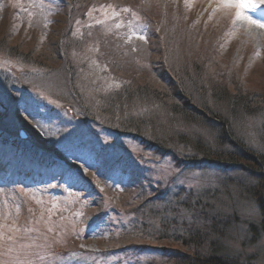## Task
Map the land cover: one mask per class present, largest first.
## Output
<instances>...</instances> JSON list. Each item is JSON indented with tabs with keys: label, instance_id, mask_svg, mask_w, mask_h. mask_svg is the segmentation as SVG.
<instances>
[{
	"label": "rangeland",
	"instance_id": "1",
	"mask_svg": "<svg viewBox=\"0 0 264 264\" xmlns=\"http://www.w3.org/2000/svg\"><path fill=\"white\" fill-rule=\"evenodd\" d=\"M231 2L258 7H225L222 0H0V264H143L147 256L116 240L129 216L126 207L113 212L114 203L136 205L140 198L131 195L146 181L130 186L132 163L152 180L173 178L170 192L218 190L223 196L210 203L229 220L222 249L240 262L264 264V236L252 244L245 239L246 223L259 218L248 192L254 180L241 166L223 172L202 159L194 169L180 168L192 159L194 137L212 135L197 118L169 108L177 100L175 72L187 67L207 106L222 116L229 107L211 93L225 88L264 98V28L236 16L264 23V0ZM111 34L116 43L102 41ZM136 82L152 84L164 100L132 97ZM125 92L131 98L121 104L112 98ZM258 123L244 118L232 130L264 152ZM156 139L171 157L143 146ZM132 243L189 253L173 240Z\"/></svg>",
	"mask_w": 264,
	"mask_h": 264
},
{
	"label": "trees",
	"instance_id": "2",
	"mask_svg": "<svg viewBox=\"0 0 264 264\" xmlns=\"http://www.w3.org/2000/svg\"><path fill=\"white\" fill-rule=\"evenodd\" d=\"M113 38V34H111L104 39L100 38V40H110L109 42L113 41L116 43L117 40ZM61 39L62 38H59L60 42ZM56 44L59 43L57 42ZM112 47L116 48L114 45ZM192 64L195 65L194 63ZM185 69L186 70L184 72L181 71V73L175 72L176 78L178 79V81L175 79L177 85L175 84L173 86V92L170 91L172 98L177 100L170 103L169 108L174 114L193 116L194 121H196L195 119L197 118V122L207 127L211 131L212 136H210V138L206 137V139H204L205 137H194L192 144L193 148L191 150L193 152L192 159H189V162L184 166L180 164V168H185V170L194 169L196 168L194 163L197 162L198 159H202L206 164L215 165L214 167L217 170L223 172L237 170L236 166L247 169L244 170V172L249 173L251 179L254 180V183L248 186V192L250 193L249 197L254 198L253 201L257 206L259 216L255 221L253 220L246 223L247 236L245 239L249 244H252L261 236H264V152L245 145L243 140H239L242 139V137H237L233 132L232 126L234 123L235 128H237L238 121L244 118L253 116L258 117L260 142L264 146V98L258 97L253 99V95L237 92L236 90L229 92V90L227 89V91L225 88L220 90L216 95L211 93L218 102L229 107V112H227L228 116H222L218 114L217 111L207 106L206 100L203 98L206 96V93L201 92L200 86L199 84L197 86L196 80H191L189 77L191 70L188 67ZM167 70L170 72L169 69ZM193 70L197 73L201 71V69L196 68ZM146 83H134V90L131 93L133 95L131 96L135 97L144 94H152L154 99L157 98L158 101H163L165 95L156 94V90L150 86L152 84ZM183 84L189 91L182 92ZM177 88L180 89L182 93L177 92ZM126 95L127 93L122 95L115 93L112 98L121 104L125 102V100H128V98H131L130 95L128 98ZM185 99L186 101H182ZM197 106L205 111H202V113ZM210 120L213 121L214 124ZM228 120H230V122ZM126 122H129L130 126H134L135 130L139 127L137 123H134V119H130ZM228 125H231V129ZM125 128H127V125H125ZM125 128H122V130H125ZM135 130L133 131L139 132ZM135 137L138 139L142 138V136H138L137 134ZM159 145H164V143L157 139L153 141L150 140L143 144V146L148 147V150L161 157L166 155L171 157V152L166 150L169 149V147L160 148ZM175 157L180 160L182 159V156L179 155H175ZM236 159L241 161H236ZM253 164L258 165L259 169H254ZM260 170H262V172H260ZM126 171L129 175V179H131L129 181L130 186L138 184L139 181L145 179L146 181L131 195L140 198L136 205L132 201L121 203V200L119 203H114V206L117 208L114 207L113 212H115L116 209L119 210L126 207L125 210L129 216L128 220L120 225L119 229L121 230V235L116 240L118 245H122L121 247L124 246V248L133 251L137 250L138 256H147L144 258L143 264H157L156 259H158V264H250L248 262H240L225 249H222L220 239L224 236V230L227 229L229 220L225 217L222 218L220 212L214 211L213 204L210 203L211 198L214 199L223 196L219 194L218 190H212L206 187L195 192L190 189H184L181 186H176L170 192L168 187L174 182L173 178L169 179L170 181L166 183L152 180L151 176L146 175L147 171L144 167L140 168L133 163L130 164ZM144 185L149 186L148 194L143 193L147 191L144 189ZM235 186L240 188L237 184H235ZM244 194L247 195L246 190ZM99 205L102 206V202L100 204H95L97 208ZM134 240L147 242L173 240L184 247L187 246L185 248L189 253L169 246H152L147 244L133 245L132 242ZM189 246L195 247V249H188Z\"/></svg>",
	"mask_w": 264,
	"mask_h": 264
},
{
	"label": "snow or ice",
	"instance_id": "3",
	"mask_svg": "<svg viewBox=\"0 0 264 264\" xmlns=\"http://www.w3.org/2000/svg\"><path fill=\"white\" fill-rule=\"evenodd\" d=\"M223 6L225 7H235L237 9H245V8H251V9H255L256 7H258V5L256 4H242V3H232L231 0H222ZM125 11H127V9H125ZM237 18H243L245 20H248L249 23L251 24H256L258 27L264 28V23H259L255 20H252L250 17L248 16H241V12L238 11L236 13ZM141 39H143V37H141Z\"/></svg>",
	"mask_w": 264,
	"mask_h": 264
}]
</instances>
